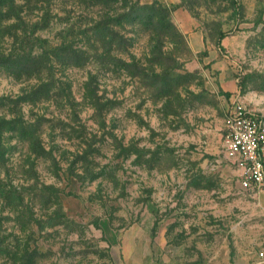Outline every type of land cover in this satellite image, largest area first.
Here are the masks:
<instances>
[{"label": "rangeland", "instance_id": "obj_1", "mask_svg": "<svg viewBox=\"0 0 264 264\" xmlns=\"http://www.w3.org/2000/svg\"><path fill=\"white\" fill-rule=\"evenodd\" d=\"M107 3L0 0V264L263 250L264 198L222 140L234 104L264 118V0H127L125 51L72 66Z\"/></svg>", "mask_w": 264, "mask_h": 264}, {"label": "built area", "instance_id": "obj_2", "mask_svg": "<svg viewBox=\"0 0 264 264\" xmlns=\"http://www.w3.org/2000/svg\"><path fill=\"white\" fill-rule=\"evenodd\" d=\"M222 150L236 171L239 188L252 197L264 192V118L234 104L226 121Z\"/></svg>", "mask_w": 264, "mask_h": 264}, {"label": "trees", "instance_id": "obj_3", "mask_svg": "<svg viewBox=\"0 0 264 264\" xmlns=\"http://www.w3.org/2000/svg\"><path fill=\"white\" fill-rule=\"evenodd\" d=\"M106 2V3H105ZM107 2H110L114 5L119 4V6L117 7L116 10L112 9L111 11V15L108 14H104L102 15V13H97L95 15V18H93L90 21V25L86 28L83 29L82 31H80L79 34L81 35H76L73 34L71 36V39H75L77 41H79L76 38H80V40H82V37L85 38L86 34H89L90 37H88V40L90 39L91 44L89 43H81L82 45L78 46V43H74L73 41H71V45L68 46L69 49V55H68V60L70 62V64H72V66L74 67H81L84 63V55L83 54V49L84 51L90 50L91 52H93V54L95 55V57H97V53L100 50H109V51H118V52H124L125 49H123L122 47H112V43L114 41V36H115V31H123L126 32L124 27V24L120 23L121 18H123L122 15H120V12H118V9H125L127 6V0H88V5L90 6H103L106 7L108 4ZM134 4V3H133ZM126 6V7H125ZM118 12V13H117ZM106 17V18H105ZM127 24H131L129 22H127ZM224 35H221L219 40L223 37ZM86 41V40H85ZM80 42V41H79ZM74 44H76V48L74 46ZM116 58L114 57V60ZM98 60L100 63V56L97 57V59L95 58V61ZM117 60V59H116ZM86 85V84H85ZM87 86V85H86ZM85 86V92L87 94H92L93 90H91L88 86ZM96 105V104H95Z\"/></svg>", "mask_w": 264, "mask_h": 264}, {"label": "crops", "instance_id": "obj_4", "mask_svg": "<svg viewBox=\"0 0 264 264\" xmlns=\"http://www.w3.org/2000/svg\"><path fill=\"white\" fill-rule=\"evenodd\" d=\"M258 196V198H264V192ZM133 242L134 249L131 248V252L136 255L138 245L134 238ZM159 254V259L145 255L144 262L146 264H264V249L258 252L251 250L239 252L235 256H231L229 252L214 249L201 254L198 247L194 248L191 245L189 249L181 243L176 244L168 241L162 243Z\"/></svg>", "mask_w": 264, "mask_h": 264}]
</instances>
